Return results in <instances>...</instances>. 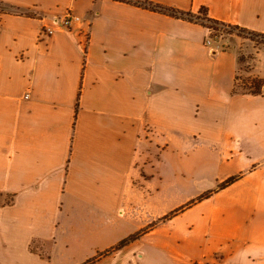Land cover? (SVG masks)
<instances>
[{
  "label": "crops",
  "instance_id": "crops-1",
  "mask_svg": "<svg viewBox=\"0 0 264 264\" xmlns=\"http://www.w3.org/2000/svg\"><path fill=\"white\" fill-rule=\"evenodd\" d=\"M146 1L264 34V0ZM208 35L116 0H0V264H52L68 221L119 232L95 255L145 231L91 264H264V87L232 94L264 45Z\"/></svg>",
  "mask_w": 264,
  "mask_h": 264
},
{
  "label": "trees",
  "instance_id": "trees-1",
  "mask_svg": "<svg viewBox=\"0 0 264 264\" xmlns=\"http://www.w3.org/2000/svg\"><path fill=\"white\" fill-rule=\"evenodd\" d=\"M116 1L126 2L132 5L138 6V7L149 9L155 12H160V13L166 14L174 18L183 19L189 22H194L196 24H200L206 27L209 31L210 30L222 31V32L225 31L227 34H236L238 36L247 37L253 42H257L258 41L257 39H260L262 41L261 42L258 41L259 44L264 45V34L250 31V30H247L245 28H242L236 25H231V24H227L224 22H220L218 20H214L208 16V11L205 7L200 8L198 13H192V12H184L176 8L166 7V6L156 4L153 2H149L146 0H116ZM251 59H252V56L246 57L245 55L240 53L237 56V60L239 63V70H240V64L242 62H245V61L249 62V60ZM251 72H252V68L251 66H249L248 74H251ZM240 81H241V84H240ZM263 87H264V80L262 78L253 76L251 74L248 76V78L242 79L239 76V72H237L235 76V80H234V87L232 90V94L259 96L263 92ZM77 109H78V105L76 104V111ZM239 177L240 176H234V177L228 178L226 181L218 185V189H224L228 187L229 185L234 183ZM213 192L215 191L210 190L208 192H205L204 194H202L200 197L197 198V201L199 202L205 198H208ZM192 203L194 202H191L187 206L191 205ZM181 210L182 208L176 210L174 213H177ZM144 233L145 231L143 230V231L130 234L129 236L120 240L110 249L105 250L104 252L97 254L95 257L87 260L86 264L94 263L95 261L98 260V258H100V256L118 251L128 246L132 242L138 240L142 235H144Z\"/></svg>",
  "mask_w": 264,
  "mask_h": 264
},
{
  "label": "rangeland",
  "instance_id": "rangeland-1",
  "mask_svg": "<svg viewBox=\"0 0 264 264\" xmlns=\"http://www.w3.org/2000/svg\"><path fill=\"white\" fill-rule=\"evenodd\" d=\"M208 38L210 42L212 40H221L224 37H227V33L224 31H208ZM259 42L262 40L257 39ZM255 42L256 45H260L259 42ZM251 66V63L248 61L242 62L240 64L239 76L242 79L248 78V69ZM241 84V81H240ZM173 200H165L163 204H170ZM78 220V219H77ZM75 223H67V229L60 233L59 242L56 245H47L48 255L51 257L52 264H81L84 259L96 256L94 251L96 248H99L110 241H113L119 232L107 233V231L96 230L92 233L89 232H80L73 226ZM74 227V228H73ZM84 228L86 226H83ZM76 229V230H75ZM120 234H123L121 232ZM41 249H43L41 247ZM32 250L36 251L33 247ZM42 255H46L45 252H42Z\"/></svg>",
  "mask_w": 264,
  "mask_h": 264
},
{
  "label": "built area",
  "instance_id": "built-area-1",
  "mask_svg": "<svg viewBox=\"0 0 264 264\" xmlns=\"http://www.w3.org/2000/svg\"><path fill=\"white\" fill-rule=\"evenodd\" d=\"M82 21L83 20L80 16L75 14L73 11L68 10L60 20H56L55 24H58V27L60 28L69 29L71 25L75 23H81ZM54 31H55L54 28L45 26L42 28L40 32V37L47 38L51 36L54 33ZM206 44L208 45L210 44L209 38L206 39Z\"/></svg>",
  "mask_w": 264,
  "mask_h": 264
}]
</instances>
